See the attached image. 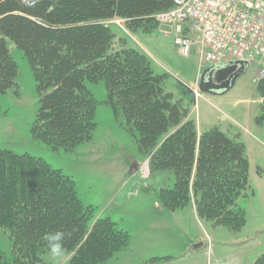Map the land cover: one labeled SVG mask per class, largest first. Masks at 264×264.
<instances>
[{
  "label": "trees",
  "instance_id": "1",
  "mask_svg": "<svg viewBox=\"0 0 264 264\" xmlns=\"http://www.w3.org/2000/svg\"><path fill=\"white\" fill-rule=\"evenodd\" d=\"M172 6V0H41L27 7L0 0V94L17 91L10 40L37 83L33 137L72 152L91 142L97 129V104L87 83L104 82L114 117L124 118L143 154L153 151V170L175 178L172 188L159 192L163 208L194 205L200 219L241 232L247 218L236 202L251 193L244 145L217 128L198 134L189 111L166 92L167 75L156 74L149 57L128 48L110 26L123 19L131 31L154 30V15ZM259 88L264 110V83ZM92 210L60 170L28 154L0 150V236L8 234L10 241L9 253L0 248V264H47L41 237L52 231L67 234V264H106L129 246L130 237L109 218L94 220ZM162 260L147 264L169 258ZM253 264H264V255Z\"/></svg>",
  "mask_w": 264,
  "mask_h": 264
},
{
  "label": "rangeland",
  "instance_id": "2",
  "mask_svg": "<svg viewBox=\"0 0 264 264\" xmlns=\"http://www.w3.org/2000/svg\"><path fill=\"white\" fill-rule=\"evenodd\" d=\"M110 26L126 39L128 48L149 57L156 74L167 75L166 92L172 94L173 103L189 111L198 134L217 128L244 145L251 193L236 204L246 213L248 225L235 233L200 219L197 213L195 222L194 205L172 212L164 209L159 192L172 188L175 178L170 172L153 170V151L143 154L124 118L114 117L102 81L87 83L97 104V129L91 142L65 152L35 139L31 129L39 110L37 83L24 53L10 40L7 47L19 72L17 91L0 94V150L40 158L51 169L69 176L84 206L93 209L94 220L109 218L130 237L129 246L106 264H147L153 258H169L175 264H253L264 255V120H259L264 110L257 65L245 66L230 90L212 95L201 87L207 65L201 58V36L189 23L181 26L180 33L192 41L187 57L175 45L174 24L158 23V28L145 32L131 31L125 24L123 28ZM200 237L203 248L199 247ZM235 241L242 244L228 246ZM0 248L9 253L8 234L0 236ZM68 260L66 254L58 260L49 253L44 256L47 264H67Z\"/></svg>",
  "mask_w": 264,
  "mask_h": 264
},
{
  "label": "built area",
  "instance_id": "3",
  "mask_svg": "<svg viewBox=\"0 0 264 264\" xmlns=\"http://www.w3.org/2000/svg\"><path fill=\"white\" fill-rule=\"evenodd\" d=\"M20 1L34 7L41 0ZM172 1L170 10L154 18L161 25H176L175 45L183 56H189L192 41L180 36L181 26L189 23L201 36V58L206 69H222L236 62L256 64L257 81L264 83V0ZM110 23L123 28L125 20L114 19Z\"/></svg>",
  "mask_w": 264,
  "mask_h": 264
},
{
  "label": "water",
  "instance_id": "4",
  "mask_svg": "<svg viewBox=\"0 0 264 264\" xmlns=\"http://www.w3.org/2000/svg\"><path fill=\"white\" fill-rule=\"evenodd\" d=\"M247 66L244 63L236 62L233 65L228 67L218 69L207 68L202 77V89L212 95H217L219 92L228 91L236 82V79L244 73V67ZM214 74V75H213ZM222 74L221 78H218ZM217 77V83L221 84L220 86H215L212 78Z\"/></svg>",
  "mask_w": 264,
  "mask_h": 264
},
{
  "label": "clouds",
  "instance_id": "5",
  "mask_svg": "<svg viewBox=\"0 0 264 264\" xmlns=\"http://www.w3.org/2000/svg\"><path fill=\"white\" fill-rule=\"evenodd\" d=\"M66 235L63 231H52L46 232L41 237L51 258L58 260L66 254V248L64 246Z\"/></svg>",
  "mask_w": 264,
  "mask_h": 264
},
{
  "label": "crops",
  "instance_id": "6",
  "mask_svg": "<svg viewBox=\"0 0 264 264\" xmlns=\"http://www.w3.org/2000/svg\"><path fill=\"white\" fill-rule=\"evenodd\" d=\"M192 209H193V216H194V221L196 222V212H195V207H193L192 206ZM159 212H161L162 214H165L164 212V210H159ZM169 213V212H168ZM247 225H248V222H247ZM246 225V226H247ZM213 229H215V227L213 226ZM200 241H202V243H200L199 244V247L200 248H203L204 247V241H203V238L202 237H200ZM240 244H242V242L241 241H238V242H230V243H228V246H234V245H240ZM225 246V245H224ZM198 247V249H200ZM168 255V257H172V256H170V254H167ZM157 264H175V262H174V260H171V259H169V260H166V261H164V262H160V263H157Z\"/></svg>",
  "mask_w": 264,
  "mask_h": 264
},
{
  "label": "flooded vegetation",
  "instance_id": "7",
  "mask_svg": "<svg viewBox=\"0 0 264 264\" xmlns=\"http://www.w3.org/2000/svg\"><path fill=\"white\" fill-rule=\"evenodd\" d=\"M215 70L217 71L218 69L217 68H215ZM214 75V74H213ZM218 75H220L218 78H221L222 77V74H218ZM212 80H213V83L215 84V86H220L221 84H218L217 83V77L216 76H214L213 78H212ZM222 92H224V91H222ZM220 93V92H219ZM218 93V94H219Z\"/></svg>",
  "mask_w": 264,
  "mask_h": 264
}]
</instances>
